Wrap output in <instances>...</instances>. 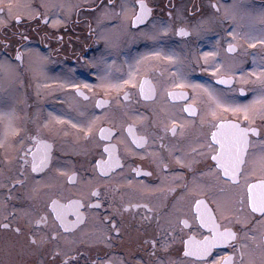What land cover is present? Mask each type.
Returning <instances> with one entry per match:
<instances>
[{
    "label": "snow or ice",
    "instance_id": "1",
    "mask_svg": "<svg viewBox=\"0 0 264 264\" xmlns=\"http://www.w3.org/2000/svg\"><path fill=\"white\" fill-rule=\"evenodd\" d=\"M107 3L113 9L116 7V0H107ZM5 7L8 16L12 17L14 5L10 2L5 5L4 0H0V13L5 11ZM25 7L29 9L30 19L40 18L48 23L45 15H41L32 5ZM40 7L46 6L41 4ZM54 7L62 11L64 5ZM210 7L214 10L211 20L200 21L192 30L185 26L157 27L152 22L151 31H141L140 34L153 42H162L172 32L181 38L193 35L201 37L205 24L214 20L220 26L227 24V28H223L230 38L223 49L227 58H221L220 40H217L216 50L203 52L195 61L189 60L187 64L188 58H182L175 50L167 53L154 51L150 56L145 55L137 60L135 71H130L122 84H106L107 74L99 77L100 87L117 91L125 87L137 89L135 100L131 92H125L123 101L126 103H120L117 98V107L111 114L89 115L81 109L79 119L56 118L57 125H67L73 130L71 135L75 154H89L88 146L91 145L95 150L94 155L100 157L94 160L90 172L80 177L78 199L61 202L64 198L63 184L59 178L74 183L79 176L76 172L69 175L63 167L57 166L56 152L60 150L57 143L70 135L68 129L49 123L38 125L34 131L20 128L14 126V108L0 113V122L7 119L0 148H5V141L12 137L8 147L16 153L11 159L6 155L3 163L10 164L15 160L20 166L21 175L26 167H30L32 173L48 177L43 183L36 181L28 197L35 203L24 209L21 216L29 230V247L39 250L62 239L65 244L73 243L64 234L82 230L89 223V218L81 209H100L102 195L111 202L119 194V187L101 184L100 181L111 180L112 174H122L124 159L139 155L143 160L151 156L153 163L161 171L167 172L169 164L163 163L161 167L165 157L160 152L139 154L136 150L146 149L150 140L153 144L161 141L159 147L164 149L163 140L170 132L178 142L168 146L167 156L180 169L191 174V180L185 174L177 173L172 177L175 186H165L163 180L161 186L155 189L142 186L138 190L141 198L162 192L165 193L164 200L151 206L149 203H129L114 208V213L144 209L146 213L153 214L144 215L142 219L155 220L160 232L159 237L145 241L153 249L151 255L157 257L156 264H264V55H261L258 68L246 73L241 70L239 77L235 71L247 62L243 57L250 55L248 49H256L259 45L264 52V0H261L259 7L254 0H231L227 6L212 3ZM222 8L223 14L220 15ZM152 12L145 0H134L131 4H122L120 12L114 15L116 19L127 21L129 29H140L141 25L146 26L150 22ZM14 19L19 23L21 16L16 15ZM59 23V20L53 21V25ZM0 24H3L2 20ZM251 55L252 64L256 65V54ZM236 56L240 59L236 60ZM16 59H21L19 53ZM149 60L163 61L166 66L167 80L159 86L147 77L139 78L140 65ZM200 61H203L202 65ZM195 66H200L203 72L215 79L216 84L226 85L230 91L234 84L239 83L238 95L243 99H238L234 91L229 94L190 81L188 76L195 71ZM0 69L7 72L11 66L0 65ZM151 70L157 71L155 68ZM159 75L163 76L164 73L160 72ZM72 87L84 100L91 99L79 91L81 85ZM82 87L94 90L93 85L83 84ZM249 93L251 98H248ZM8 99L0 97V102L7 103ZM105 106L111 109L112 101L98 100L94 105L95 108ZM141 108L149 114L144 115ZM105 124L110 126L105 127ZM159 132L164 135H159ZM123 133H127V136ZM133 171L138 176L152 175V172H141L138 168ZM24 183V180H16L13 186ZM128 186H131V181H128ZM169 195L171 202H168ZM92 198H96V203L90 202ZM70 215L75 219L69 220ZM16 216L17 212L11 211L4 220L9 221V217L15 219ZM103 222L119 233L110 216H104ZM0 228L12 229L18 236L23 234L22 228H12L10 221L0 223ZM186 229L188 232H185ZM197 236L200 238L197 239ZM105 239L111 240V236H105ZM177 241L182 245L179 250L181 254L174 256L172 248ZM238 241H243L239 247ZM228 248L233 252L223 255L216 252L217 249ZM158 251L165 255L157 256ZM60 255V251H54L53 261ZM74 260L75 257H69L62 264H70Z\"/></svg>",
    "mask_w": 264,
    "mask_h": 264
},
{
    "label": "flooded vegetation",
    "instance_id": "2",
    "mask_svg": "<svg viewBox=\"0 0 264 264\" xmlns=\"http://www.w3.org/2000/svg\"><path fill=\"white\" fill-rule=\"evenodd\" d=\"M9 2L14 5L13 16H8L6 7L5 11L0 13V20L3 21V24H0V65L11 66V70L7 72L0 69V97L9 98L7 103L1 102L2 113L14 108L16 115L14 126L20 128L34 131L38 125L49 123L55 127L68 129L70 135L57 143V148L60 149L56 152L57 166L63 167L69 175L76 172L79 176L74 183H67L65 178H59V182L63 184L62 203H67L69 199L79 198L80 177L90 172L94 160L100 157L94 155L95 150L91 145L88 146L89 154H75L71 135L73 130L67 125H57L56 118L79 119L78 112L81 109L86 110L89 115L103 116L105 112L111 114L117 107V98L120 103H126L123 101L125 92H131L133 100L137 98V89L125 87L117 91L114 88L100 87L99 77L107 74L106 84H122L123 80L128 78V73L135 71L137 60L145 55L150 56L154 51L167 53L175 50L182 58H188L187 64L189 60L195 61L203 52L216 50L217 40H220L221 58H227L223 51L230 39L223 31V28H227V24L220 26L214 20L205 24L201 37L193 35L189 38H181L172 32L162 42H153L144 39L140 33L151 31L152 22H155L157 27L185 26L192 30L200 21L211 20L214 15V10L210 7L212 3L227 6L231 0H145L153 12L150 22L146 26L141 25L140 29H129L127 21L116 19L114 15L120 12L124 2L131 4L134 0H116L114 9L108 5L107 0H57V5H64L63 10L47 6L40 9L41 15H45L48 23L36 18L38 23L36 27L33 25L34 21H29V9L25 7L29 5V0H4L5 5ZM254 3L259 7L261 0H254ZM17 5L19 7H16ZM222 14L223 8L220 15ZM16 15L21 16L19 23L14 19ZM54 20H59L60 23L53 25ZM79 26H82L80 31L75 29ZM217 33L219 35H216ZM130 40L132 43H129ZM193 41L196 42L193 43ZM108 43L111 45L106 49ZM34 50L38 53H45L46 62L36 63L40 59L33 56ZM247 51L250 55L243 57L247 62L235 70L237 77L241 70L246 73L252 68H258L261 55H264L259 45L256 49ZM18 53L21 56L20 60L16 59ZM251 53L256 54V65L252 64ZM236 58L240 59L239 56ZM112 60L115 62L114 66L109 67L111 65L109 62ZM200 64L202 65L203 61H200ZM151 68L157 71H152ZM33 71L41 75H35ZM160 72L164 75H159ZM144 77L157 86L166 81L167 71L164 62L149 60L140 65L139 78ZM188 79L225 93L232 94L234 91L238 99H243L238 95V89L241 87L239 83L234 84L230 91L228 86L216 84L215 79L207 72H203L200 66H195V71L188 76ZM75 84L81 85L79 91L91 99L86 101L82 95H78L77 90L72 87ZM83 84L93 85L94 90L89 91L82 87ZM185 91L190 90L185 89ZM248 98H251V93ZM98 100L112 101V108L109 109L107 106L95 108L94 105ZM140 110L146 116L149 114L144 112L143 108ZM6 124L7 119L0 122V140H4ZM104 126L109 127L110 125L105 124ZM194 134L195 130H193ZM123 135L127 136V133ZM159 135H164V133L159 132ZM11 139L12 137H9L5 141V148H0V223L10 221L12 228L20 226L23 234L18 236L12 229L0 228V264H40L41 261L43 264H62V261L69 257H75L70 264H138V262L139 264H156L157 257L151 255L153 249L145 241L151 240L154 236L159 237L160 232L155 220L142 219L144 215L153 214L146 213L144 209L115 214L114 208L126 206L129 203H149L150 206L160 203L164 200L165 193L155 192L154 195L141 198L138 190L145 185L152 189L158 188L162 180L165 186H175L172 184V177L177 173L185 174L186 178L191 180V174L180 169L167 156L168 146L178 142L170 132L163 140L166 146L164 149L159 147L161 141L157 140L153 144L150 140L146 149L136 150L139 154L160 152L165 157L161 162V167L163 163L169 164L167 172L161 171V168L153 163L151 156L143 160L139 158V155L124 159L125 167L122 174H112L111 180L100 181L101 184L108 183L110 186L120 188L115 200L106 201L102 195L100 209H81L89 218V223L82 230L78 229L64 234L68 241L73 242L70 245L65 244L62 239L53 241L39 250L28 246L27 233L29 230L21 216L24 209L35 203L28 197L32 194L36 181L43 183V180L48 177L32 173L30 167H26L23 170L24 174L21 175L20 166L15 160H12L10 164L3 163L6 155L9 159L16 155L8 147ZM112 142L115 143V141ZM180 143L183 144L185 141H180ZM28 159L31 160V156ZM134 168H138L141 172H152V175L138 176L133 171ZM16 180H24L25 183L13 186ZM128 181H131L130 187ZM90 202L96 203V198H92ZM168 202H171L170 195ZM11 211L17 212L16 218L9 217V221L4 220L5 215ZM104 216L114 219L119 233L103 222ZM68 218L74 220L75 216L70 215ZM185 232L188 230L186 229ZM105 236H111V240H106ZM199 238L200 236H197V239ZM241 242L243 241L237 242L238 247ZM181 248L182 245L177 241L172 248L173 255H180ZM54 251L61 253L55 261L52 259ZM216 252L221 255L230 254L233 249H217ZM164 255L162 252H157V256Z\"/></svg>",
    "mask_w": 264,
    "mask_h": 264
},
{
    "label": "rangeland",
    "instance_id": "3",
    "mask_svg": "<svg viewBox=\"0 0 264 264\" xmlns=\"http://www.w3.org/2000/svg\"><path fill=\"white\" fill-rule=\"evenodd\" d=\"M77 1H79V0H77ZM81 1V0H80ZM158 1H161V0H158ZM125 3V2H124ZM29 4L30 5H32V7L34 8V9H36V11H38L39 13H41L42 14V12H40L39 10L40 9H44V7L43 8H41L40 7V5L41 4H44L45 6H47V7H49V8H51V7H54L55 5H57V0H29ZM33 14H35V13H33ZM100 18V17H99ZM101 20H102V18H100ZM30 20H32V21H34L33 22V25L36 27L37 26V21H36V19H30L29 18V21ZM82 26H79V27H76L75 29L77 30H79L80 31V28H81ZM82 29V28H81ZM40 32H41V30H40ZM202 32H203V30H202ZM120 43H121V41H120ZM129 43H132V40H130L129 41ZM111 44L110 43H108V46L106 47V49L110 46ZM33 54V56H35L36 57V59H40V61H36V63L37 62H46V58H47V55L45 54V53H38L36 50H34V52L32 53ZM35 59V60H36ZM235 59L237 60V58L235 57ZM109 64H111V66H114L113 65V60H112V62L110 61L109 62ZM34 72V71H33ZM34 74H35V72H34ZM35 75H41V74H39V73H37V74H35ZM106 83V82H105ZM2 103L0 102V113H2Z\"/></svg>",
    "mask_w": 264,
    "mask_h": 264
}]
</instances>
